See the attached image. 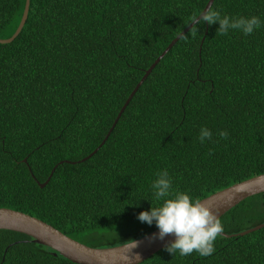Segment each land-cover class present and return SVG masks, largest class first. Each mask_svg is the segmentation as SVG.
I'll use <instances>...</instances> for the list:
<instances>
[{
  "label": "trees",
  "instance_id": "trees-1",
  "mask_svg": "<svg viewBox=\"0 0 264 264\" xmlns=\"http://www.w3.org/2000/svg\"><path fill=\"white\" fill-rule=\"evenodd\" d=\"M206 1L29 0L16 36L0 43V207L103 248L158 228L138 219L163 203L152 188L158 171L193 200L264 173V0H212L222 16H256L260 28L219 35L218 23L203 22L192 35L191 26L78 161ZM23 4L0 0V39ZM202 127L212 140L200 142ZM218 218L224 231L210 256L165 246L137 264H264V226L238 235L264 222V191ZM0 264L76 263L0 229Z\"/></svg>",
  "mask_w": 264,
  "mask_h": 264
},
{
  "label": "water",
  "instance_id": "water-1",
  "mask_svg": "<svg viewBox=\"0 0 264 264\" xmlns=\"http://www.w3.org/2000/svg\"><path fill=\"white\" fill-rule=\"evenodd\" d=\"M28 1L29 0H24L19 22L12 35L8 38L0 39V43L9 42L16 36L25 21L28 10ZM211 3L212 0H207L200 13L204 11L206 12ZM191 26V24H188L179 33H177L164 47L161 53L157 55L155 59L149 64V66L144 70L140 79L135 83V85L127 95L102 140L90 153H88L85 157L81 158L78 161H83L91 156L105 141L128 100L131 98L141 81L160 60V58L168 51V49L175 43V41L181 36V34L186 32ZM78 161L62 160L58 163H75ZM55 166L56 164L53 166V168ZM53 168L51 169V171L53 170ZM49 176L50 174L48 175V177ZM48 177L38 185L42 187L47 182ZM263 191L264 173H261L242 181L233 183L223 189L209 194L204 198H201L200 200L202 201V203L207 204L219 217L226 210H228L230 207L234 206L244 198ZM263 226L264 222L257 224L247 230H244L238 235L246 234ZM0 229H7L25 234L31 237L33 242L49 247L55 253L76 264H137L149 257L157 250L167 246L171 242H174L176 239L174 234L166 235L163 239H160L159 229L156 228L136 239H133L132 241L137 242V246L131 248L130 250L128 249V247H126V245L130 242L103 248L90 247L62 234L52 226L35 217L5 207H0ZM137 256H139V259L136 258Z\"/></svg>",
  "mask_w": 264,
  "mask_h": 264
},
{
  "label": "clouds",
  "instance_id": "clouds-1",
  "mask_svg": "<svg viewBox=\"0 0 264 264\" xmlns=\"http://www.w3.org/2000/svg\"><path fill=\"white\" fill-rule=\"evenodd\" d=\"M203 22L209 25L218 23L217 34L227 35L230 30H239L245 35H250L254 30L260 28L261 21L258 17L250 18L244 16L229 17L221 15L219 10L210 7L206 12L193 15L188 24H191L190 33H198V27ZM182 35V34H181ZM221 139H226L228 133L221 130L218 133ZM205 139L212 140V132L202 127L199 140L204 143ZM157 179L153 182L152 188L156 200H163L159 206L151 207L150 211H142L138 215L141 222L149 225L155 221L159 229V238L174 234L176 239L166 246V251L181 256H187L193 252L199 253L202 257L210 256L215 252L214 241L224 229L218 216L212 209L200 199H195L182 191L172 190V181L167 169L157 172ZM126 245L128 249L137 246V242L130 240ZM139 259V256L136 257Z\"/></svg>",
  "mask_w": 264,
  "mask_h": 264
}]
</instances>
